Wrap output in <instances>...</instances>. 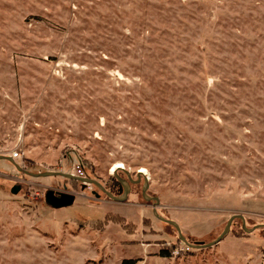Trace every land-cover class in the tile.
I'll return each instance as SVG.
<instances>
[{
	"label": "rangeland",
	"instance_id": "obj_1",
	"mask_svg": "<svg viewBox=\"0 0 264 264\" xmlns=\"http://www.w3.org/2000/svg\"><path fill=\"white\" fill-rule=\"evenodd\" d=\"M14 152L118 196L117 177L144 170L191 243L233 214L264 223V0H0V154ZM144 176L119 202L0 159V264H264V227L240 218L188 247ZM66 183L72 205H50Z\"/></svg>",
	"mask_w": 264,
	"mask_h": 264
},
{
	"label": "water",
	"instance_id": "obj_2",
	"mask_svg": "<svg viewBox=\"0 0 264 264\" xmlns=\"http://www.w3.org/2000/svg\"><path fill=\"white\" fill-rule=\"evenodd\" d=\"M0 159H5V160H8V161L12 162L18 170L24 172L27 175L33 176V177H41V176H62V177L69 178V179H72V180L80 181L82 183V187L83 188H86L87 185H89V184H94L101 191H103L108 197H110L111 199H113L115 201H119V202H123L124 200L127 199L128 195H129V192L131 190V184L139 183L141 181V179H142V176H144L143 172L138 171L137 172V179H133L132 176H131V174L129 173V171L126 170L127 179L121 178V177H117L118 180L120 181L122 187H123V193L118 196V195L113 194L103 184H101L98 180H96L94 178H90V177H87V176H85V177H79V176L73 175L72 173L63 172V171L31 172L29 170L23 169L15 161V159L13 157H11V156L4 155V154H0ZM20 187H21L20 185H14L13 188H12V193L17 194L19 192V190H20ZM148 187H149V179L146 176H144V188H143V192H142L143 193V197L146 198L147 200H153L155 202V206H154V210H153L154 211V214L158 218H160L161 220H163V221H165V222L173 225L177 229V231L179 233L180 239L188 247H195V248H199V247H209V246H213V245L219 243L225 237V235L227 234V232L230 230L231 224H232V222H233V220L235 218H240L242 220L243 228L246 231H252L254 229H257V228H260V227H264V223H262V224H257L256 226H254L252 228H247L245 216L242 215V214H233L229 218V220H228V222H227L224 230L221 232V234L216 239H214L213 241L208 242V243H191L182 234L181 227H180V225L175 220L161 217L157 213V206H158V204L160 202V199L158 197H156V196H150V195H148L147 194ZM49 189H51V188H48V190L46 192V200L50 203V205H53L54 207H62V206L72 205V203L74 202L75 194H73L71 192H59L61 195H64V196H66V197L69 198V201L68 202H60V201H57V200L54 199L53 193H52V191H49ZM93 193L96 196H99V193L96 192V190H93Z\"/></svg>",
	"mask_w": 264,
	"mask_h": 264
},
{
	"label": "built area",
	"instance_id": "obj_3",
	"mask_svg": "<svg viewBox=\"0 0 264 264\" xmlns=\"http://www.w3.org/2000/svg\"><path fill=\"white\" fill-rule=\"evenodd\" d=\"M22 154L20 152H14L13 153V158L17 159V158H21ZM72 174L75 176H79V177H85V171L83 170V168L80 165L74 166Z\"/></svg>",
	"mask_w": 264,
	"mask_h": 264
},
{
	"label": "bare ground",
	"instance_id": "obj_4",
	"mask_svg": "<svg viewBox=\"0 0 264 264\" xmlns=\"http://www.w3.org/2000/svg\"><path fill=\"white\" fill-rule=\"evenodd\" d=\"M121 167H122L121 163H116V164L113 165L111 170L115 171V170H117L118 168H121ZM140 171L144 173V170H140Z\"/></svg>",
	"mask_w": 264,
	"mask_h": 264
},
{
	"label": "flooded vegetation",
	"instance_id": "obj_5",
	"mask_svg": "<svg viewBox=\"0 0 264 264\" xmlns=\"http://www.w3.org/2000/svg\"><path fill=\"white\" fill-rule=\"evenodd\" d=\"M51 189H53V188H51ZM68 189V186H67V183L64 185V188H63V190H56V189H53V190H55L56 192H71V191H68L67 190ZM110 191V190H109Z\"/></svg>",
	"mask_w": 264,
	"mask_h": 264
},
{
	"label": "trees",
	"instance_id": "obj_6",
	"mask_svg": "<svg viewBox=\"0 0 264 264\" xmlns=\"http://www.w3.org/2000/svg\"><path fill=\"white\" fill-rule=\"evenodd\" d=\"M117 186L121 189L122 188V185H121V183L119 182V181H117ZM118 188V189H119ZM113 193V192H112ZM113 194H115V193H113ZM130 264V263H129Z\"/></svg>",
	"mask_w": 264,
	"mask_h": 264
},
{
	"label": "crops",
	"instance_id": "obj_7",
	"mask_svg": "<svg viewBox=\"0 0 264 264\" xmlns=\"http://www.w3.org/2000/svg\"><path fill=\"white\" fill-rule=\"evenodd\" d=\"M1 173H4V172H1ZM4 174H6V175H7L8 173H4ZM7 178H8V177H7Z\"/></svg>",
	"mask_w": 264,
	"mask_h": 264
}]
</instances>
